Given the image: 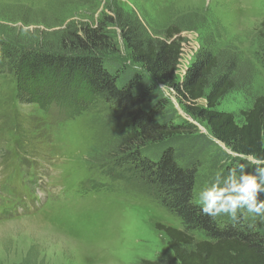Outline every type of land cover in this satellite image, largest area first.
Instances as JSON below:
<instances>
[{"label":"rangeland","instance_id":"obj_1","mask_svg":"<svg viewBox=\"0 0 264 264\" xmlns=\"http://www.w3.org/2000/svg\"><path fill=\"white\" fill-rule=\"evenodd\" d=\"M113 7L137 14L153 34L183 28L179 80L209 46L206 39L219 44L214 49L218 55L239 54L240 72L250 73L252 83L242 89L239 85L217 110L240 119L264 97V0H0V47L14 42L28 49L68 24L95 25L104 15L112 16ZM120 33L112 27L117 45L113 59L140 72L131 65ZM0 66V264L157 260L168 248L157 225L181 223L138 177L109 162L107 148L126 131L124 124L101 103L88 104L69 120L56 107L49 115L27 98L18 99L15 68ZM162 85L156 83L176 121H186L214 143L199 170V201L201 188L221 172L212 159L218 161L225 153L237 156L190 117L176 91ZM72 87L65 83L62 90L69 101L78 94ZM198 105L207 106L204 100ZM118 173L120 180L114 178Z\"/></svg>","mask_w":264,"mask_h":264},{"label":"trees","instance_id":"obj_2","mask_svg":"<svg viewBox=\"0 0 264 264\" xmlns=\"http://www.w3.org/2000/svg\"><path fill=\"white\" fill-rule=\"evenodd\" d=\"M111 12L92 26L68 24L28 49L14 42L3 44L0 63L6 70L15 68L18 99L27 98L49 115L56 107L68 120L88 104L101 103L124 124L126 131L107 148L109 162L138 177L181 223V227L157 225L168 248L157 260L141 264H264V220H253L246 212L232 220L201 211L196 195L199 170L214 143L186 121H176L156 86L158 82L176 91L190 117L205 124L212 138L233 155L264 158V97L257 98L240 119L217 110L239 85L242 89L252 83L250 73L240 72V55H218L214 49L219 44L206 39L209 46L179 80L183 28L171 27L160 36L134 12L120 7ZM112 27L120 29L129 61L140 72L113 59L117 45ZM262 28L264 36V23ZM261 62L264 68V48ZM65 83L78 90L75 100L63 97ZM201 100L206 107L198 105ZM223 156L212 159L216 168L221 166L220 174L241 164L249 171L254 167L248 160ZM119 173L117 180L122 179Z\"/></svg>","mask_w":264,"mask_h":264},{"label":"clouds","instance_id":"obj_3","mask_svg":"<svg viewBox=\"0 0 264 264\" xmlns=\"http://www.w3.org/2000/svg\"><path fill=\"white\" fill-rule=\"evenodd\" d=\"M248 165L254 166L251 171L241 164L226 175L218 173L201 188L198 199L204 214L237 220L246 212L253 220H264V158L249 156Z\"/></svg>","mask_w":264,"mask_h":264},{"label":"built area","instance_id":"obj_4","mask_svg":"<svg viewBox=\"0 0 264 264\" xmlns=\"http://www.w3.org/2000/svg\"><path fill=\"white\" fill-rule=\"evenodd\" d=\"M185 74V73H184ZM184 76V75H183Z\"/></svg>","mask_w":264,"mask_h":264}]
</instances>
